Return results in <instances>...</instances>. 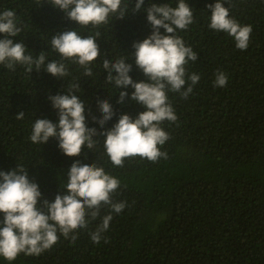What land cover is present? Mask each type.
I'll list each match as a JSON object with an SVG mask.
<instances>
[{
	"label": "trees",
	"instance_id": "1",
	"mask_svg": "<svg viewBox=\"0 0 264 264\" xmlns=\"http://www.w3.org/2000/svg\"><path fill=\"white\" fill-rule=\"evenodd\" d=\"M124 2V18L110 16L107 24L85 27L54 8L51 0H0V13L13 10L22 29L9 38L22 41L33 57L44 51L45 64L65 63L70 73L60 79L43 68L27 73L24 65L10 70L0 64V171L23 166L39 185L42 199L52 201L65 191L74 161L95 163L120 181L112 199L126 205L120 213L102 205L96 219L86 217L87 228L67 238L58 232V241L41 254L20 253L11 262L0 257V264H264V0H227L224 5L241 25L252 26L246 50L237 49L227 33L208 27L211 10L206 5L215 0H186L193 8V23L175 34L198 58L185 65V89L191 84L188 76L195 73L200 79L187 99L167 91L177 116L175 122L160 125L169 135L159 146L167 159L151 162L135 156L126 158L123 167L114 166L99 135L93 137V148L85 146L73 157L62 153L55 138L31 142L36 119L58 120L48 97L67 93L77 82L81 90L75 94L85 102L86 126L98 133L110 129L121 114L135 118L144 111L128 97L117 103L121 91L130 95L133 89L107 83L102 67L104 59L125 57L132 64L133 81L146 79L131 54L132 44L150 35L151 26L146 13L131 14L135 0ZM150 3L175 7L178 0H145L144 7ZM69 30L81 36L100 33L96 42L101 55L89 65L91 77L51 47L52 35ZM218 70L228 77L226 86H215ZM100 99L114 112L104 128L92 119L101 117ZM18 112L25 114L23 119L16 118ZM109 213L108 229L93 242L91 234Z\"/></svg>",
	"mask_w": 264,
	"mask_h": 264
},
{
	"label": "clouds",
	"instance_id": "2",
	"mask_svg": "<svg viewBox=\"0 0 264 264\" xmlns=\"http://www.w3.org/2000/svg\"><path fill=\"white\" fill-rule=\"evenodd\" d=\"M226 2L215 0L214 4L206 5L211 10L208 27L227 33L234 39L237 49L246 50L252 26L241 25L232 18L229 8L224 6ZM51 5L77 25L85 27L107 24L110 16L122 19L128 15V4L124 0H51ZM144 5L145 0H135L131 14L146 13L151 34L132 44L134 52L131 56L146 79L133 81L129 75L132 64L126 63L125 57L114 62L109 59L102 62L107 72V83L114 84L117 89H133L130 95L121 91L117 103L122 104L128 97L143 106L144 111L135 118L121 114L110 129L98 133L96 128L86 126L85 102L75 94L81 90L77 82L69 86L67 93L48 97L51 106L57 110L58 120L53 123L48 119H36L30 135L32 143L45 144L49 138H55L62 153L73 157L79 156L85 146L93 148L96 144L93 137L99 135L104 137L105 153L114 166L123 167L126 158L135 156L151 162L168 158L167 152L161 151L159 146L165 144L169 135L160 125L165 120L175 122L177 116L168 102L167 91L177 92L187 99L192 86L200 79L198 74H191L187 77L191 84L185 89V65L189 61L195 62L198 57L175 34L176 30H186L193 23V8L186 0H178L175 7L167 3H150L146 8ZM160 29L164 30L163 34ZM21 31L13 10L0 13V34L4 36L0 39V64L10 70H14L16 64L24 65L27 73L43 68L60 79L70 74L65 63L50 60L45 64L47 56L44 51L33 57L22 41L14 43L9 38L16 37ZM99 35L97 32L81 36L77 31L69 30L52 35L50 43L62 60L78 64L84 69V76L91 77L93 73L89 65L101 55L96 42ZM227 81L226 74L218 70L215 86H226ZM97 106L101 117L92 119L104 128L114 115L113 108L103 99L97 101ZM24 115L18 112L16 118L23 119ZM119 185L120 181L107 174L103 167L76 160L67 172L65 191L49 201L42 199L39 185L28 178L27 169L23 166L16 165L7 172L0 171V214L3 217L0 220V257L11 262L20 253L41 254L58 241V232L67 238L75 230L87 228L90 221L86 217L96 219L102 205L120 213L126 206L125 202H114L112 199ZM111 220V213L103 217L102 223L91 234L93 242L100 241ZM71 238L75 240L77 237L73 234Z\"/></svg>",
	"mask_w": 264,
	"mask_h": 264
}]
</instances>
